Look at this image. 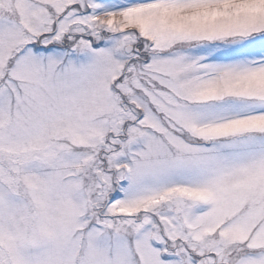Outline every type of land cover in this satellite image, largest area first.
Wrapping results in <instances>:
<instances>
[{
    "label": "snow or ice",
    "instance_id": "6c2138e0",
    "mask_svg": "<svg viewBox=\"0 0 264 264\" xmlns=\"http://www.w3.org/2000/svg\"><path fill=\"white\" fill-rule=\"evenodd\" d=\"M0 264H264V0H0Z\"/></svg>",
    "mask_w": 264,
    "mask_h": 264
}]
</instances>
